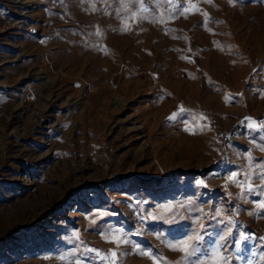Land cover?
Masks as SVG:
<instances>
[{"label": "rangeland", "instance_id": "374dc122", "mask_svg": "<svg viewBox=\"0 0 264 264\" xmlns=\"http://www.w3.org/2000/svg\"><path fill=\"white\" fill-rule=\"evenodd\" d=\"M246 123L264 124V0H0V264L177 262L199 209L215 247L218 208L238 213L231 264H264L259 197L228 182L262 183Z\"/></svg>", "mask_w": 264, "mask_h": 264}, {"label": "snow or ice", "instance_id": "6c2138e0", "mask_svg": "<svg viewBox=\"0 0 264 264\" xmlns=\"http://www.w3.org/2000/svg\"><path fill=\"white\" fill-rule=\"evenodd\" d=\"M146 0H139L141 7L143 8V4ZM171 2V0H168ZM147 11L146 8L143 9ZM206 15V14H205ZM170 120L175 119V114L172 117H169ZM251 118H246V121H250ZM245 127L252 129L254 131L264 132V124L257 125L255 123H246ZM204 128L203 125H200L198 130L202 131ZM186 130H189L186 128ZM264 151V147L261 148ZM248 159L250 161V167H255L256 171L254 175L261 179L262 183L260 185L253 186L250 183L245 184L246 181L251 179L252 173L245 175L243 173L233 172L231 176L228 177V182L232 183L241 188L240 196L241 198H246V195H255L259 197V201L256 202V207L254 208V212H264V163H258L255 165L251 164V161L254 159L251 154H249ZM244 176V180H241L240 177ZM202 183V182H201ZM206 187V185H204ZM185 205L183 204H168L164 205V212L160 215H152L150 214V218L155 219H163L169 213H172L174 210H178L179 208H183ZM201 215L196 219L192 220V228L191 231L186 235L185 238L175 239L173 241H167V246L172 251H179L183 255L180 261L177 262H169L166 258L162 256H156L150 251H145L141 249L138 245H134V250L140 255H149L153 260L154 264H159V261H163V264H231L232 257L226 254L225 241L232 235L233 226L235 225L234 217L238 215V213H233V216H225L222 209H216L214 215L210 218L213 220H217V223L224 225V235L219 236V240L217 241L214 248L209 250L203 246V242L205 240L206 235H210L207 232V226L201 221L208 216L207 213L204 212L203 209L198 210ZM250 215L253 213H249ZM179 212L177 211L175 215L171 217V221H175ZM199 223V228H196L195 225ZM125 233L122 229H112L108 233L104 235V239L107 242L114 243L117 248L121 244L125 243H133L132 241L125 238ZM244 235L241 234V239H244ZM78 239V236H77ZM264 239V238H261ZM236 247L239 248V241L236 242ZM89 252H94L96 256L101 261H107V264H117L119 259V255L115 249L110 250L107 254H102L97 249H87ZM122 255V254H121ZM200 256H204L205 259L201 260ZM192 257H196V260H192ZM61 259H65V257H61ZM76 264H80L79 261H76Z\"/></svg>", "mask_w": 264, "mask_h": 264}, {"label": "built area", "instance_id": "2783aa9c", "mask_svg": "<svg viewBox=\"0 0 264 264\" xmlns=\"http://www.w3.org/2000/svg\"><path fill=\"white\" fill-rule=\"evenodd\" d=\"M227 137V136H226Z\"/></svg>", "mask_w": 264, "mask_h": 264}]
</instances>
